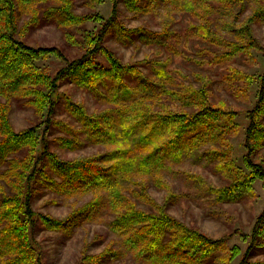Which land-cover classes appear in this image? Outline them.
<instances>
[{"label": "trees", "instance_id": "16d2710c", "mask_svg": "<svg viewBox=\"0 0 264 264\" xmlns=\"http://www.w3.org/2000/svg\"><path fill=\"white\" fill-rule=\"evenodd\" d=\"M83 1L90 10L76 14V0H0V264H45L41 231L70 232L105 203L115 211L111 229L124 238V245L131 244L136 256L143 260L201 264L218 254L217 258L232 262L239 255L225 239H213L198 228L185 225L169 213L168 202L172 199L167 198L162 204L152 201L147 187L149 180L165 184L162 175L171 158H181L207 142L218 146L228 143L240 126L236 119L241 113L247 119L243 141L245 169L228 160L227 147L224 151L209 149L210 160H221L219 168L231 182L228 190H210L219 199H233L235 194L251 192L258 180L264 186V70L256 76V101L247 111L229 109L217 102L209 84L173 89L162 81L159 89L154 73L144 74L138 63H123L105 42L113 33L128 40L134 35L153 39L151 32L142 28L129 30L122 25L121 1L127 10L149 13L163 3L178 6L182 0H110L108 18L95 11L103 0ZM263 2L186 0L184 5L189 9L201 4L206 13L205 22L197 28L199 36L223 45L228 51L225 57L230 58L252 51L264 56V48L252 31L257 19L264 17ZM249 8L255 10L254 15L237 28L236 23ZM43 12L62 26L97 21L100 27L96 34L86 38L85 52L69 58L58 48L28 44L25 36L39 24L38 16ZM51 55L64 61V66L52 74L40 65ZM153 70L172 85L170 77L161 76L167 70ZM240 79L249 85L244 93L250 91L253 78L243 74ZM67 80L88 89L107 106L90 113L61 91ZM16 101L34 107L44 117L42 126L17 131L11 120ZM62 101L81 127V136L93 144L113 147L112 150L85 158L60 156L50 132L60 124L55 114ZM176 103L180 106L173 109L171 105ZM60 142L65 148L82 143L77 137L61 138ZM45 190L64 197L94 198L61 219L35 209L37 197ZM140 202L144 207L139 206ZM257 248H264V211L256 219L238 263L264 264L251 260ZM89 259L96 262L101 258Z\"/></svg>", "mask_w": 264, "mask_h": 264}, {"label": "rangeland", "instance_id": "374dc122", "mask_svg": "<svg viewBox=\"0 0 264 264\" xmlns=\"http://www.w3.org/2000/svg\"><path fill=\"white\" fill-rule=\"evenodd\" d=\"M185 2L186 0H182V3L180 1L178 6H174L178 3H163L157 6L156 11L146 13L127 10L124 2L121 1L122 25L129 30L142 28L151 32L153 39H142L134 35L128 40L113 33L106 39L105 45L123 63H138L144 74L154 73L159 89L162 81L173 89L182 86L201 88L209 84L212 86L210 89L216 93L217 102H223L227 108L236 111L251 109L256 101V82H258L256 76L264 70V56L252 51L250 54L239 52L230 58L225 57L228 51L223 45L199 36L197 28L205 22L206 13L200 7L201 4H197V8L192 4L193 7L187 9ZM262 5L264 6V2ZM111 8L110 0H103L95 11L108 18ZM253 8H249L244 13L241 21L236 23L237 28L254 15ZM89 10L85 1L76 0V14H83ZM28 17L31 18L32 15L28 13ZM38 17L41 18L39 24L25 36L28 44L35 47L58 48L69 58L82 55L86 50V38L96 34L100 27V22L97 21H89L84 25L62 26L56 19H52L53 17H47L44 12ZM252 31L258 43L264 48V17L257 19ZM222 35L232 40V36L225 33ZM100 60L107 65L103 57H100ZM40 63H42L41 67H46L51 74L64 66V61L53 55ZM155 67L168 71L161 76L170 77L172 85L165 82V78L162 80L155 74L153 70ZM241 72L253 78L250 91L246 93L244 91L249 85L240 79L243 75ZM61 91L73 101L83 104L90 113L99 112L107 106L88 89L78 87L69 80L62 83ZM171 106L175 109L180 103ZM240 116L236 119L240 122V126L228 139V143L218 146L207 142L196 151L186 152L181 158H171L162 175L165 184L148 181L149 199L159 204L164 203L167 198L172 199L168 202L169 213L172 216L189 227L198 228L213 239H225L228 246L235 248V254L239 255L232 262H228L217 258L218 254H216V257L207 259L201 264H239V258L250 241L255 221L264 211V186L260 180L253 184L251 192H246L242 196L235 194L233 199H219L218 195L210 190V188L228 190L231 182L226 173L219 168L221 160H210L209 149L224 151L227 147L230 151L228 160L245 169L243 156L246 150L243 141L247 119L243 113ZM11 120L15 129L20 131L33 126H42L44 117L38 114L34 107L16 101L12 106ZM55 120L60 124L53 126L50 138L54 141L55 150L60 156L85 158L112 150L113 147L93 144L81 136V127L67 111L64 101L57 107ZM75 137L82 142L81 145L71 148L60 146L61 138ZM163 185H168V188ZM93 198L92 195L64 197L51 190H45L37 197L35 209L62 219ZM141 202L139 206L144 207ZM114 217L115 211L105 203L94 216L75 226L70 232L41 231L39 237L45 264H160L154 260L137 257L131 244L124 245V238L111 229L110 225ZM98 256L101 259L96 262H91L89 259ZM251 260L264 261V248L255 249Z\"/></svg>", "mask_w": 264, "mask_h": 264}]
</instances>
